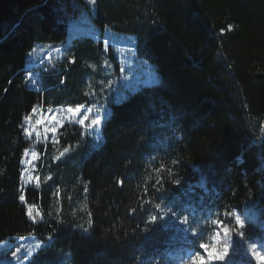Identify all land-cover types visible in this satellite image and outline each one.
Segmentation results:
<instances>
[{
    "label": "trees",
    "instance_id": "1",
    "mask_svg": "<svg viewBox=\"0 0 264 264\" xmlns=\"http://www.w3.org/2000/svg\"><path fill=\"white\" fill-rule=\"evenodd\" d=\"M77 4L0 0V242L35 235L22 264H259L264 0H94L91 21L134 35L159 77L119 101L112 47L93 34L64 42ZM41 42L62 44L30 67ZM103 97L108 109L93 111ZM59 109V128L38 124ZM36 142V181L23 183ZM28 204L44 218L32 222ZM201 243L227 247L225 259L208 261Z\"/></svg>",
    "mask_w": 264,
    "mask_h": 264
},
{
    "label": "rangeland",
    "instance_id": "2",
    "mask_svg": "<svg viewBox=\"0 0 264 264\" xmlns=\"http://www.w3.org/2000/svg\"><path fill=\"white\" fill-rule=\"evenodd\" d=\"M85 6L77 4L80 7L78 15L66 22V33L64 42H70L73 38L81 34H93L101 36L104 39L105 46H111L113 55L118 63L117 70H109V89L114 92L112 97L119 101L126 97L127 94L133 93L141 87L151 86L159 81L158 74L154 66L145 59L136 56L132 51L135 45V36L128 33H120L111 29L109 26L95 25L89 15L88 10L93 7L94 0H82ZM62 43L41 42L35 43L30 50L26 52V62L29 66L35 65L44 54H51L59 50ZM108 48L106 47V50ZM113 67V65H112ZM93 98H96L95 96ZM92 98V99H93ZM97 100V99H96ZM109 97H103L100 101H96L91 109L95 112H103L108 109L106 101ZM65 110H54L48 113V116L40 113L37 115V122L41 126H45L46 131L55 130L60 127L65 120V116L60 113H65ZM68 111V110H66ZM66 114V113H65ZM74 113L70 112V115ZM88 110L82 119L86 120ZM67 116V115H66ZM28 124V123H27ZM26 124V125H27ZM34 127L28 129L29 134L35 136L38 141L37 134L33 133ZM27 134V135H29ZM36 142L26 150L21 162V181L23 183H34L36 181ZM247 214H250L247 210ZM26 215L32 221L36 222L43 219L41 210L32 205L26 206ZM42 243L33 234L24 235L21 237H11L0 242V264H22L25 259L29 258ZM15 253V255H13ZM259 264H264V261H259Z\"/></svg>",
    "mask_w": 264,
    "mask_h": 264
},
{
    "label": "snow or ice",
    "instance_id": "3",
    "mask_svg": "<svg viewBox=\"0 0 264 264\" xmlns=\"http://www.w3.org/2000/svg\"><path fill=\"white\" fill-rule=\"evenodd\" d=\"M63 82H64V81L61 80V83H63ZM33 111H35V108H33ZM68 111H69V112H72V113H80V111H81V106L78 105V106H77L76 108H74V109L70 107V108L68 109ZM25 119H28V117H25ZM84 123H85V120H84V119H81V120H80V124L83 125ZM99 123H100V120H99V119L92 121V124H93V125H96V124H99ZM24 133H25L26 135L29 134L27 129H24ZM65 151H67V149H65ZM118 184L122 185V184H123V181H122V180H121V181H118ZM19 199L21 200V202H24V201H25V196H24V195H20ZM156 207L159 208L160 205L157 204ZM151 219H152V222H154V221L157 219V217H156V216H152ZM218 223H222V222H218ZM236 223L239 224V223H240L239 220H237ZM224 232H225V234H228L229 229H228L227 227H225V228H224ZM199 247H200V249L203 250L204 253L206 254L208 261H223V260L225 259L226 254L228 253V249H227V247H225L224 250H223L222 252H219V253H217L215 250H210L209 247H208V245L203 244V243H201V244L199 245ZM13 255H15V253H13ZM256 255L258 256V258H259L260 260L264 261V255H260L259 253H257ZM194 264H206V262H205V260H204L202 257H199V256H198V257L194 260Z\"/></svg>",
    "mask_w": 264,
    "mask_h": 264
}]
</instances>
